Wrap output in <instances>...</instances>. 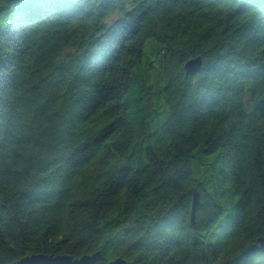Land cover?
<instances>
[{
  "label": "trees",
  "instance_id": "obj_1",
  "mask_svg": "<svg viewBox=\"0 0 264 264\" xmlns=\"http://www.w3.org/2000/svg\"><path fill=\"white\" fill-rule=\"evenodd\" d=\"M262 236L264 0H0V264H264Z\"/></svg>",
  "mask_w": 264,
  "mask_h": 264
},
{
  "label": "water",
  "instance_id": "obj_2",
  "mask_svg": "<svg viewBox=\"0 0 264 264\" xmlns=\"http://www.w3.org/2000/svg\"><path fill=\"white\" fill-rule=\"evenodd\" d=\"M201 59L200 57H196L187 61L184 64V71L185 76H193L195 75L200 67H201ZM199 204V194L197 191L193 193L192 198V208L190 212V219L191 222L194 221L195 209ZM251 250H260L264 252V236L258 239L257 244L254 245ZM99 254L94 253L90 255H84L80 258L73 259L71 256L68 255H58V256H51V255H44V254H37L23 257L22 259L13 262L11 264H96L98 260ZM107 264H134L132 262H128L123 258H116L110 261Z\"/></svg>",
  "mask_w": 264,
  "mask_h": 264
},
{
  "label": "rangeland",
  "instance_id": "obj_3",
  "mask_svg": "<svg viewBox=\"0 0 264 264\" xmlns=\"http://www.w3.org/2000/svg\"><path fill=\"white\" fill-rule=\"evenodd\" d=\"M156 48H158V45L155 43H151L150 45L147 44L145 49H144L143 61L146 62L147 60L154 59L155 58L154 53H155ZM154 82H155L154 78H152V80L149 81L150 84L154 83ZM162 109L164 110V108H162ZM164 119H165V114L162 115L160 121L163 122ZM200 162H203L204 165L209 167L211 172L215 173L218 171V162L216 160L215 153H212V154H209V155L202 157V160ZM192 170H193V176L195 178H199V179L202 178L201 173L203 172L204 169L198 168L196 166V164L193 163L192 164ZM237 198H238L237 195L235 197H229L227 200L228 204L229 203L234 204V202L237 200Z\"/></svg>",
  "mask_w": 264,
  "mask_h": 264
}]
</instances>
